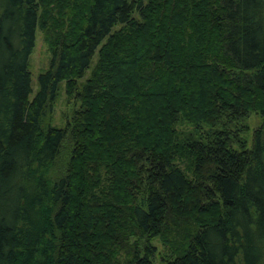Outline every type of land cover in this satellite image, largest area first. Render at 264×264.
<instances>
[{
    "label": "trees",
    "instance_id": "trees-1",
    "mask_svg": "<svg viewBox=\"0 0 264 264\" xmlns=\"http://www.w3.org/2000/svg\"><path fill=\"white\" fill-rule=\"evenodd\" d=\"M159 259L264 264V0H0V264Z\"/></svg>",
    "mask_w": 264,
    "mask_h": 264
},
{
    "label": "rangeland",
    "instance_id": "rangeland-1",
    "mask_svg": "<svg viewBox=\"0 0 264 264\" xmlns=\"http://www.w3.org/2000/svg\"><path fill=\"white\" fill-rule=\"evenodd\" d=\"M50 58H51L50 53L48 52V49L43 42V36L41 33L37 32L35 38V47L29 61V72L31 76L33 93H35L37 89L38 77L42 73L48 70ZM88 77H89V73L86 75L83 81H85ZM77 108L78 106H76L75 103H71L67 101L64 91L62 90L59 94L58 100L54 107L53 122H52L53 127L57 129H64L67 126L68 122L71 120V117ZM244 123L248 130V133H246L242 137H244V139L247 141V147L250 148L253 134L260 127L261 121L257 116L250 115L248 119L244 121ZM155 245L159 253L163 254L162 256L164 258L167 250L163 249L162 246L158 244V242L155 243ZM160 263H161V259L155 262V264H160Z\"/></svg>",
    "mask_w": 264,
    "mask_h": 264
}]
</instances>
